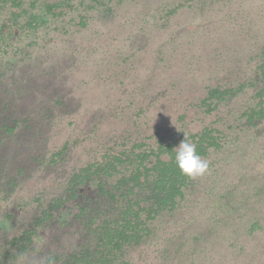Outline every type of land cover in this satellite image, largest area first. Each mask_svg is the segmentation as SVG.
<instances>
[{"label": "rangeland", "instance_id": "1", "mask_svg": "<svg viewBox=\"0 0 264 264\" xmlns=\"http://www.w3.org/2000/svg\"><path fill=\"white\" fill-rule=\"evenodd\" d=\"M19 19L0 17L11 44L0 53V105L17 121L9 148L38 157L28 159L21 190L29 182L32 190L51 163L57 181L71 186L88 159L83 152L95 154L110 140L182 133L201 115L204 99L238 85L239 94L216 111L238 148L216 154L153 240L125 258L129 264H264V105L253 101L264 96V0H85L34 33L21 31L26 20ZM24 122L33 123L29 132L22 131ZM57 181L45 196L55 216L94 196L104 203L91 186L66 194ZM8 198L0 197V219L17 206L16 195ZM47 226L40 229L48 238L44 253L65 255L83 242L72 218Z\"/></svg>", "mask_w": 264, "mask_h": 264}, {"label": "trees", "instance_id": "2", "mask_svg": "<svg viewBox=\"0 0 264 264\" xmlns=\"http://www.w3.org/2000/svg\"><path fill=\"white\" fill-rule=\"evenodd\" d=\"M37 1L0 0V17L7 15L14 21L24 17L26 24L20 30L34 33L50 20L67 18L76 11L77 2L85 0H56L40 5L39 9L35 6ZM5 32V28H0L1 54L11 45L9 33ZM239 89L237 85L228 92L204 99L198 107L201 115L188 121L189 128L182 133L168 137L145 136L136 142L127 138L110 140L95 154L83 152L88 159L76 171L71 186L57 181V170L49 169L56 165L51 163L32 181V190H29L30 182L26 185V191L21 190L20 184L28 181V159L31 157L25 154L22 146L9 148L11 141L8 139L17 121L10 116V109L0 105V197L16 195L18 198L17 206L0 219V264H129L126 254L147 241L158 225H162L165 215L170 217L181 207L193 186V179L181 175L176 168L173 147L185 138L195 143L197 153L211 163L216 154L224 153L225 146L233 147L232 151L238 148L224 134L222 117L216 111L222 102L238 95ZM253 101L264 105V96L253 98ZM260 111H255V121L262 118L258 115ZM247 114L236 113V116L245 118ZM24 123L22 131L29 132L33 123ZM89 137L85 135L82 140L86 142ZM51 172L55 173L53 179L39 181L42 175ZM53 180L66 194L75 187L77 191L91 186L100 192L104 203L100 204L94 196L85 205L77 204L74 209H68L64 216H55L45 199L47 189L55 183L51 182ZM71 218L76 221L82 244L65 255L44 253L40 246L48 238L40 233L41 227H48L50 222L63 226ZM153 236L147 242L153 240Z\"/></svg>", "mask_w": 264, "mask_h": 264}, {"label": "clouds", "instance_id": "3", "mask_svg": "<svg viewBox=\"0 0 264 264\" xmlns=\"http://www.w3.org/2000/svg\"><path fill=\"white\" fill-rule=\"evenodd\" d=\"M173 148L175 165L181 175L194 179L207 171L208 161L197 153L195 143L184 138Z\"/></svg>", "mask_w": 264, "mask_h": 264}]
</instances>
